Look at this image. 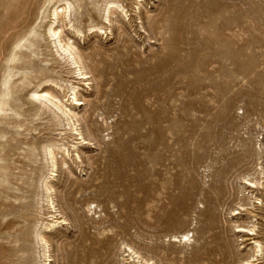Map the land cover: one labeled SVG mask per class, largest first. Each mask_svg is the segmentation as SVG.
I'll return each mask as SVG.
<instances>
[{"label":"rangeland","instance_id":"1","mask_svg":"<svg viewBox=\"0 0 264 264\" xmlns=\"http://www.w3.org/2000/svg\"><path fill=\"white\" fill-rule=\"evenodd\" d=\"M49 1L0 0V264L44 261L34 228L49 264H264V0H114L110 22L101 0H67L58 26L87 80L44 35ZM70 83L85 144L30 98L72 108ZM50 141L68 155L49 181L65 222L46 231L33 194Z\"/></svg>","mask_w":264,"mask_h":264},{"label":"bare ground","instance_id":"2","mask_svg":"<svg viewBox=\"0 0 264 264\" xmlns=\"http://www.w3.org/2000/svg\"><path fill=\"white\" fill-rule=\"evenodd\" d=\"M49 4L50 6L48 9V16L50 20L44 27V35L51 39L57 54H59V56L63 59L66 58L68 65L74 68V74H76L81 80L83 79L87 80L86 73L84 72V67L82 66L81 63L82 61L81 55L79 54L77 48L74 47L72 42H69L70 40L69 38H67L68 40H64L65 38L62 36V31L58 26L64 20H67L69 24L71 23L70 18L73 12L75 11V7L71 2L67 0H50ZM99 9H100L99 11L100 18L108 22H110L109 17L112 14H114L115 10H119L122 14L126 15V12H124L125 9L121 6V4H119L117 1L114 0H101V6ZM96 30L101 31V28L89 25L88 27L89 32H95ZM73 32L75 35L81 34V31L78 27L73 28ZM59 88L62 89L61 87ZM67 94L68 96H71V98L69 99L68 97L66 101L69 100L72 101V104H70L72 105V108H68L66 105L62 103L60 99H57L56 95H53L52 93L46 91H42V92L33 91L30 98L40 103L41 105L40 111L48 110L52 120L55 121L57 126L63 128L67 127L74 136H79V140L82 141L81 142L82 144H85V139L83 138L82 133L78 128L80 120L78 119L77 113L74 112L75 107H80L84 105L83 102H81V100L77 99V95H76L77 86L73 85L72 83L68 84L67 93L64 94L63 97H67ZM55 152H62L68 155L67 148L64 146V144L61 143L50 141L40 146V153L44 163H46L47 165L46 166L47 170L45 173L40 172L38 178L36 179L37 180L35 186L36 193L33 194L35 195V197L39 198L38 199L39 202L45 204L47 210H49L48 214H51L48 216L47 218L48 220L45 223H41L40 226V228L42 227L46 231H51L54 228H56L58 225H63L65 222L64 219L58 221L56 217L57 210L56 207H54L55 203H54V198L52 197L53 194L52 192H54V189L49 182L55 177L54 173L57 172V168H58V161ZM60 164L64 166L65 162L62 160ZM242 180H243L242 185L246 189L247 188L255 189L257 188V186H261L260 183H258V181H252V179L250 180L248 178H243ZM217 198H218V194L216 195V199ZM90 206L91 205L87 207L88 212L91 211ZM249 213L251 214V212ZM236 230H237L236 233H248L247 234L248 236L253 235L255 231L254 228L246 229L240 226H237ZM31 235L32 238H34L33 241H35L38 249H40L38 250V258H42V260H44L42 262L43 264H49L50 256L48 255V246L40 229L34 228L33 231L31 232ZM188 236H189L188 233L181 234L177 237L173 236L172 241L176 243H182V242L185 243L189 241ZM254 239L255 238L252 239L246 238V241L253 240L252 243L254 245L253 249L255 250L256 257H258L261 255L260 253H262V245L260 244L259 241H256ZM127 249L129 254L126 255V257H130L133 259L135 253L130 248ZM103 256H105V254H98V257L100 258V262L103 260Z\"/></svg>","mask_w":264,"mask_h":264}]
</instances>
